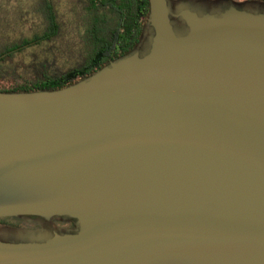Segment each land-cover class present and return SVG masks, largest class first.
Wrapping results in <instances>:
<instances>
[{
    "label": "water",
    "instance_id": "1",
    "mask_svg": "<svg viewBox=\"0 0 264 264\" xmlns=\"http://www.w3.org/2000/svg\"><path fill=\"white\" fill-rule=\"evenodd\" d=\"M149 6L90 75L0 91V217L46 220L0 264H264V1Z\"/></svg>",
    "mask_w": 264,
    "mask_h": 264
},
{
    "label": "trees",
    "instance_id": "2",
    "mask_svg": "<svg viewBox=\"0 0 264 264\" xmlns=\"http://www.w3.org/2000/svg\"><path fill=\"white\" fill-rule=\"evenodd\" d=\"M35 1L24 9L2 10L0 91L53 90L90 75L136 46L150 8L149 0ZM10 24L19 28L16 34L6 32ZM76 25L84 27L82 58L66 67L54 64L56 52L46 47Z\"/></svg>",
    "mask_w": 264,
    "mask_h": 264
},
{
    "label": "rangeland",
    "instance_id": "3",
    "mask_svg": "<svg viewBox=\"0 0 264 264\" xmlns=\"http://www.w3.org/2000/svg\"><path fill=\"white\" fill-rule=\"evenodd\" d=\"M36 3L35 0H0V19H2V15H4V12L2 10H14V9H24L26 7L31 6L33 3ZM63 5H66L68 3V0L62 1ZM11 18L13 15L10 16ZM15 17V16H14ZM1 23V21H0ZM26 25V24H25ZM10 24V26L7 28L6 32L10 34H16L19 30L18 27H14ZM84 32V27L81 25H76L74 27L67 28V33L65 36L55 42H51L49 46L46 47V50L49 51L50 48L56 52V58L54 64H64L65 67L73 64L74 60L76 58H82L81 51H82V45L79 43L81 41L82 33ZM39 50V49H36ZM29 52L28 54H30ZM21 56H18L17 60L20 59ZM31 55H26L23 60H28V62L31 60ZM21 60V59H20ZM52 60V61H53Z\"/></svg>",
    "mask_w": 264,
    "mask_h": 264
},
{
    "label": "flooded vegetation",
    "instance_id": "4",
    "mask_svg": "<svg viewBox=\"0 0 264 264\" xmlns=\"http://www.w3.org/2000/svg\"><path fill=\"white\" fill-rule=\"evenodd\" d=\"M237 1H250V0H237ZM262 1V0H259ZM1 218V217H0ZM6 219L0 220V226H12V227H41L43 222L46 221L43 218L32 219L31 221L18 217H2ZM53 227H71L73 225L70 221H62L58 219H53L49 221Z\"/></svg>",
    "mask_w": 264,
    "mask_h": 264
}]
</instances>
